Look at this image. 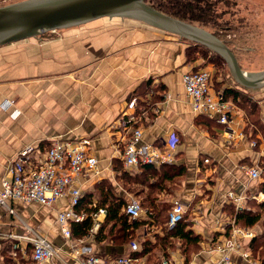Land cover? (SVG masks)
Returning <instances> with one entry per match:
<instances>
[{
    "label": "crops",
    "instance_id": "1",
    "mask_svg": "<svg viewBox=\"0 0 264 264\" xmlns=\"http://www.w3.org/2000/svg\"><path fill=\"white\" fill-rule=\"evenodd\" d=\"M116 18L103 17L85 25L46 32L52 36L46 37L44 33L0 46V178L8 162L26 145L43 151L53 139L88 136L89 151L99 159L103 171L93 179L77 178L83 195L94 193L95 183L102 179L109 180L112 187L121 186L120 172L115 171L112 160H119L122 168L132 173H139L141 168L125 167L117 153H112L111 144L124 133L120 115L130 93L145 78L154 76L162 86L155 88L146 102L139 100L136 127L141 129L142 141L173 152L175 163L183 166V172L167 181L170 189L165 186L159 191L154 177H150L154 187L139 185L143 189L138 197L126 189L112 188V191L126 202L134 196L141 204L148 191L155 197L154 204L167 203L168 211L173 199H179L185 206L184 214L190 213L186 219L191 224L188 226L209 241L205 245L201 240L197 242L199 251L192 252L187 261L181 248L182 243L185 247L187 243L171 236L172 243L164 249L160 241L164 229L155 222L139 225L136 239L130 244L108 243L106 238L95 241L94 234L71 242L62 236L56 221L58 210L68 203L67 197L58 198L50 206L13 201L11 206L16 215L0 205V264H13L14 252L22 257L23 247L27 254L31 253L30 246L14 237L25 231L24 224L58 249L57 255L45 264H79L84 254L75 249L82 247L109 262L116 256H133V251H139L146 239L151 241V250L134 256L143 264H161L164 259L171 264H209L221 255L217 245L231 234L230 220L235 218L231 211L236 208L226 194L247 184L248 178L239 164L250 163L261 155L252 145L250 120L237 111L233 119L245 137L228 142L222 125L191 108L181 76L194 65L185 59L180 37L176 39L175 34L151 25L125 29ZM260 113L264 122V107ZM255 198L261 201L264 193L255 194ZM96 199L95 194L91 195L81 208L88 214L85 206H95ZM104 218L105 215L100 223ZM150 218L146 210L138 219ZM236 225L250 231L252 236L258 232L254 226L248 228L237 222ZM157 227L159 231H151ZM250 238L243 240V247L249 249ZM156 245H160L163 256L151 261ZM233 259L248 264L239 253H233Z\"/></svg>",
    "mask_w": 264,
    "mask_h": 264
},
{
    "label": "built area",
    "instance_id": "2",
    "mask_svg": "<svg viewBox=\"0 0 264 264\" xmlns=\"http://www.w3.org/2000/svg\"><path fill=\"white\" fill-rule=\"evenodd\" d=\"M181 81L192 110L222 125L228 142L234 141L236 137H245L241 127L233 119L237 111H241L237 110L230 100L223 98L221 92L217 93L212 89L207 71L190 69L182 74ZM135 104V97L130 98L126 103L124 113L127 121L135 118L132 114ZM240 114L242 118H245L244 113ZM120 122L122 123V117ZM123 130L124 133L117 139L116 148L118 149L117 145L120 141L122 149H118L117 155L125 167L138 168L143 164L158 167L163 163H175L173 152L162 146L142 141L140 128H134L131 133L128 128ZM89 145L90 138L81 136L76 139H53L43 151L33 145L23 147L8 162L0 178V205L9 213L16 215L11 206L13 201L50 206L58 198L67 197V205L59 209L56 216L62 236L71 242L82 239V237L74 238L72 224L81 222L88 214L92 224L87 236L94 234L100 227V220L106 214V209L98 207L87 214L80 207L83 191L76 184L78 177L93 179L101 176L103 171L99 165V159L89 151ZM239 169L247 176V184L239 191L229 190L226 194L236 210L244 207L249 183L257 181L261 176L259 166L254 163H240ZM250 194L255 198V194ZM123 210L130 219L139 218L146 213V209L134 196L125 203ZM184 212L183 202L177 198L173 199L167 226L174 227L183 218ZM230 224L231 234L217 245L221 252L220 257L209 264H240L233 259V253H239L248 264H258L251 258L249 249L242 244L245 238L249 239L252 236V233L236 225L235 218L230 220ZM24 225L25 231L14 237L24 243V246H30L31 253L27 254L26 248L23 247L21 250L20 247L23 255L20 257L14 252L13 264H45L57 255L58 249L48 239L28 225ZM75 251L84 254L79 264H143L139 258L131 255L116 256L107 262L87 247H82L81 250L75 249ZM161 264L171 263L168 259H164Z\"/></svg>",
    "mask_w": 264,
    "mask_h": 264
},
{
    "label": "trees",
    "instance_id": "3",
    "mask_svg": "<svg viewBox=\"0 0 264 264\" xmlns=\"http://www.w3.org/2000/svg\"><path fill=\"white\" fill-rule=\"evenodd\" d=\"M146 2L163 13L184 21H188L190 23L194 22L193 24H196L200 20V18L203 16L201 12L206 11L204 8L208 7L212 10V16H214L217 20H215L217 26L221 29L232 27L231 18L234 17L235 12H233L229 6L236 4V1L234 0H146ZM221 3L224 4L225 8H222L219 5ZM226 13L229 14V17H226ZM193 44L196 47L199 46L200 48H205L203 45L197 43ZM221 94L223 98L231 99L234 102L238 101V97H243L240 90L232 87L223 88ZM132 97L136 98V104L132 110V114L135 117L134 120L127 121V116L125 115L124 111L121 113L122 116L120 115V118L122 117V129L128 128L129 133H131L134 128H136L138 121L137 105L139 103V96L132 93L130 94L129 99ZM248 113L251 117V120L256 122V119H252V113ZM205 118L209 119L207 117ZM113 166L115 167V171L118 170V172H120L118 174V178L122 180L124 185L130 183L135 185H143L149 189H152L154 186L149 179L150 177H154L156 187L159 188V191L165 186L166 189H170L167 181L174 179L183 172V166L179 163H163L158 167L149 164H143L140 166L141 171L139 173H132L122 167L118 168L115 164ZM95 188L96 190L94 193L89 192L87 195H83L80 203V207H84L85 202H88L91 195L95 194L97 196V204L90 207H86V205L85 208L87 209L88 213L93 212L98 207H104L106 209L105 218L99 229L93 235V239H95V241H101L109 237L112 242L117 244H130L136 239V229L139 225L144 223L151 224V222H155L156 224L162 225V228L164 229V235L160 240L164 249L167 244L170 245L172 243L173 240L169 239L171 236L178 237L185 243H189L198 247L197 242L200 241V236L196 234L186 222H182L183 218L172 228L164 225L169 217L168 204L162 202L160 204H154L153 200L155 197H151L150 192H145L143 199H141L142 204L146 207L148 215L153 218L145 221L138 218L130 219L126 215L122 209L126 203V200L121 195H116L112 191V186L108 184L105 179L97 181V183H95ZM142 189L143 187L133 189L134 195L137 196L140 194L139 192H141ZM254 192L255 194L259 192L264 193V175H262L260 181H258ZM231 213L234 214L236 222L240 225L248 228L253 226L255 227L256 225L261 226V229H258V232L250 238L248 247L251 251V256L258 260L260 264H264V198L261 201H256L253 198H250V195H248L247 207L237 209L234 212L232 210ZM91 224L92 220L89 214L81 222L73 223V236L80 237L87 234ZM151 247V241L146 239L144 242H142L141 249L139 251H133L132 255L137 256L147 253L151 250ZM187 260L188 257L185 258V261Z\"/></svg>",
    "mask_w": 264,
    "mask_h": 264
},
{
    "label": "rangeland",
    "instance_id": "4",
    "mask_svg": "<svg viewBox=\"0 0 264 264\" xmlns=\"http://www.w3.org/2000/svg\"><path fill=\"white\" fill-rule=\"evenodd\" d=\"M18 0H8L2 1L0 0V5L8 4ZM236 1L235 5H230L229 7L233 10L234 17L231 18V25L232 27H226L225 29H221L217 26L215 22L216 18L212 16V10L208 7L204 9L206 11H202L201 14L203 15L200 20L194 24L199 27L204 28L209 32H213L218 35L234 52L241 68L248 72H260L264 70V0H234ZM222 8H225L224 4H219ZM228 7V6H227ZM229 8V9H230ZM199 11V10H197ZM226 17H229V14H225ZM117 22H120V25H124L123 27H132V26H147V24L134 20L127 17H117ZM107 23H111L108 20H104ZM114 21V20H113ZM217 21V20H216ZM188 22V21H187ZM194 23V22H193ZM192 23V24H193ZM83 25V24H81ZM85 25V23H84ZM46 34L47 36H52L50 34ZM44 34V35H45ZM178 39V36L173 35ZM179 41L183 44L184 56L185 59L188 60L189 63L193 64L192 69H200L205 70L210 76L211 86L215 92H222V89L227 87H232L235 89L240 90L243 97H238V101L234 102L231 101L237 110H240V113H244L248 116L250 120V129L252 130L251 141L254 142L253 146L261 153L260 156L254 159L252 162L248 164H256L260 168V174L264 175V122L261 119L262 108L264 107V86L257 89H248L240 87L232 78L227 63L224 59L215 53L213 50L205 47L200 48L199 46L196 47L192 42L184 38H179ZM194 46V47H192ZM158 86H162L156 77L149 76L145 78L140 84H138L133 92L134 94L139 96V100L147 101L148 96L152 95V92ZM237 86V87H236ZM238 86L240 88H238ZM242 88V89H241ZM132 94V92L130 93ZM244 98V99H243ZM149 100V99H148ZM129 101V100H127ZM142 101V102H143ZM249 102V103H247ZM254 103V104H252ZM242 104V105H241ZM255 105V106H253ZM257 105V106H256ZM146 107V104H145ZM252 113L253 118L256 119V122L251 120L249 113ZM122 116V115H121ZM205 121V120H204ZM116 141H113L111 144L112 153L116 155L118 154V149H122L121 142H118V149L116 148ZM121 160V159H120ZM115 163L118 168H121L122 165L120 161H113L112 164ZM105 181L111 185L109 180ZM105 183V182H104ZM258 181L252 182L250 184L251 191H247V196L250 195V198H253L256 201H260V198L251 197L250 193L255 194L254 189L257 185ZM121 186H114L112 187L115 191V188L118 189H128L130 192L133 193V189L138 188L139 185L127 183L126 185L123 182L119 183ZM121 187V188H120ZM138 197V196H137ZM245 207H247V201L245 202ZM190 213L186 212L183 216V223L186 222L188 225L190 221L186 220L189 219ZM189 217V218H188ZM257 229H261L260 225H256ZM160 228H153L151 231H159ZM150 231V232H151ZM200 236V235H199ZM203 241V245H205L209 239L203 238L200 236L199 238ZM106 242H112L109 237L105 239ZM113 244H117L112 242ZM176 245V242H175ZM181 248L183 249L182 255L183 257H188L192 252L199 251V248L195 245L187 243L185 247L184 244H181ZM154 254L150 255L151 261H156V259H160L161 256V248L160 245H156L155 250H153ZM166 257V256H164Z\"/></svg>",
    "mask_w": 264,
    "mask_h": 264
},
{
    "label": "water",
    "instance_id": "5",
    "mask_svg": "<svg viewBox=\"0 0 264 264\" xmlns=\"http://www.w3.org/2000/svg\"><path fill=\"white\" fill-rule=\"evenodd\" d=\"M103 17L131 18L203 45L224 59L240 87L264 86V70H243L234 52L217 35L163 13L146 0H18L0 5V46Z\"/></svg>",
    "mask_w": 264,
    "mask_h": 264
}]
</instances>
